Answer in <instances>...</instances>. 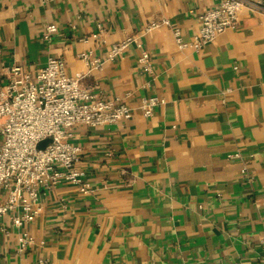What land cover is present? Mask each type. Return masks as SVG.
<instances>
[{
  "label": "crops",
  "instance_id": "crops-1",
  "mask_svg": "<svg viewBox=\"0 0 264 264\" xmlns=\"http://www.w3.org/2000/svg\"><path fill=\"white\" fill-rule=\"evenodd\" d=\"M220 2L0 0V83L13 65L35 74L50 55L70 74L86 72L82 50L105 55L139 37L82 80L133 108L119 123L72 130L94 190H46L29 225L35 242L20 252L17 228L0 231V264H264V13L243 8L237 28L199 51L180 49L170 27L143 32L163 15L191 36ZM51 25L58 30L45 38ZM153 94L166 102L145 116Z\"/></svg>",
  "mask_w": 264,
  "mask_h": 264
},
{
  "label": "built area",
  "instance_id": "built-area-1",
  "mask_svg": "<svg viewBox=\"0 0 264 264\" xmlns=\"http://www.w3.org/2000/svg\"><path fill=\"white\" fill-rule=\"evenodd\" d=\"M243 8L264 13V0H221L218 6L201 12L200 28L191 36L163 15L151 19L143 32L170 27L180 49L199 51L226 29L237 28ZM57 30L56 25L49 26L44 37L49 38ZM104 31L99 23L98 31L92 36L101 38ZM138 38L137 35L127 36L105 55L82 50L80 57L87 65L86 72L70 74L63 57L50 55L37 73L16 64L9 69L8 80L0 83V133L3 138L0 143V231L9 233L11 227L17 228L18 251H26L35 242L29 225L43 209L42 195L46 190L62 182L74 184L84 193L94 190L86 170L80 166L83 147L70 139L72 130L80 124L119 123L132 116L133 108L120 96L110 98L98 94L82 80L89 72L121 58ZM140 47L141 69L151 71V53L141 44ZM165 102L166 98L153 94L143 98L141 108L145 116H151L156 106ZM48 137L51 142L39 147ZM108 153L112 155L111 151ZM262 242L264 246V238ZM46 263V259L40 258L39 264Z\"/></svg>",
  "mask_w": 264,
  "mask_h": 264
},
{
  "label": "water",
  "instance_id": "water-1",
  "mask_svg": "<svg viewBox=\"0 0 264 264\" xmlns=\"http://www.w3.org/2000/svg\"><path fill=\"white\" fill-rule=\"evenodd\" d=\"M51 142V138L48 137L44 140H42L40 143H39V147H45L47 144H49Z\"/></svg>",
  "mask_w": 264,
  "mask_h": 264
}]
</instances>
